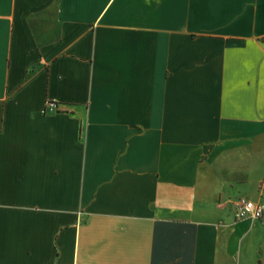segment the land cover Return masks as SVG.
I'll return each mask as SVG.
<instances>
[{
	"label": "crops",
	"instance_id": "obj_1",
	"mask_svg": "<svg viewBox=\"0 0 264 264\" xmlns=\"http://www.w3.org/2000/svg\"><path fill=\"white\" fill-rule=\"evenodd\" d=\"M239 199L264 0H0V264H264Z\"/></svg>",
	"mask_w": 264,
	"mask_h": 264
},
{
	"label": "built area",
	"instance_id": "obj_2",
	"mask_svg": "<svg viewBox=\"0 0 264 264\" xmlns=\"http://www.w3.org/2000/svg\"><path fill=\"white\" fill-rule=\"evenodd\" d=\"M49 110H55V104L48 105ZM264 216V206L246 199H239L235 204L237 220H260Z\"/></svg>",
	"mask_w": 264,
	"mask_h": 264
}]
</instances>
